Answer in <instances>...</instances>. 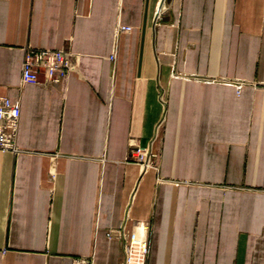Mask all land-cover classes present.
I'll return each instance as SVG.
<instances>
[{
    "label": "crops",
    "instance_id": "1",
    "mask_svg": "<svg viewBox=\"0 0 264 264\" xmlns=\"http://www.w3.org/2000/svg\"><path fill=\"white\" fill-rule=\"evenodd\" d=\"M32 47L74 66L24 82ZM0 94V264H123L142 225L146 264H264V0H0Z\"/></svg>",
    "mask_w": 264,
    "mask_h": 264
},
{
    "label": "built area",
    "instance_id": "2",
    "mask_svg": "<svg viewBox=\"0 0 264 264\" xmlns=\"http://www.w3.org/2000/svg\"><path fill=\"white\" fill-rule=\"evenodd\" d=\"M158 14V11L157 13ZM131 30V26L119 25L118 31ZM115 59V55L112 56ZM74 66L73 54L63 49L29 48L22 66L24 82L51 83L60 81ZM21 116V101L13 100L6 94H0V150L18 152L17 137ZM161 123L157 127V133ZM158 154L150 147L137 146L131 151V158L144 167L156 166ZM142 225V232L137 238L123 237V264H146L150 254V243ZM112 236V233H109ZM73 264H94L92 256H76Z\"/></svg>",
    "mask_w": 264,
    "mask_h": 264
},
{
    "label": "bare ground",
    "instance_id": "3",
    "mask_svg": "<svg viewBox=\"0 0 264 264\" xmlns=\"http://www.w3.org/2000/svg\"><path fill=\"white\" fill-rule=\"evenodd\" d=\"M163 8H164V7H160V8L158 9V12H159L160 14L162 13Z\"/></svg>",
    "mask_w": 264,
    "mask_h": 264
}]
</instances>
